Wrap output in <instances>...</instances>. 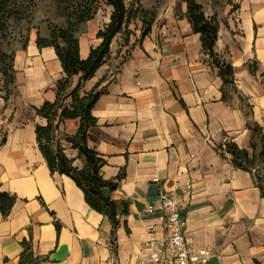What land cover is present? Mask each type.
Listing matches in <instances>:
<instances>
[{
	"label": "crops",
	"instance_id": "obj_1",
	"mask_svg": "<svg viewBox=\"0 0 264 264\" xmlns=\"http://www.w3.org/2000/svg\"><path fill=\"white\" fill-rule=\"evenodd\" d=\"M197 1L218 19L214 52L232 65L233 84L189 22L188 0L159 2L145 36L133 18L129 45L118 46L119 35L110 59L84 84V91L99 92L88 144L105 159L101 176L118 180L104 193L128 206L115 230L71 176L51 171L37 141L36 126L47 119L36 107L55 100L64 76L55 49L39 47L35 34L15 52L12 90L0 95V194L15 196L8 214L0 204V264H18L24 241L40 257L35 264H136L150 229L164 235L163 213L147 211L163 189L178 200L194 244L211 250L206 264H264V195L256 170L235 166L225 149L227 142L246 149L264 175V0ZM102 4L105 13L100 7L80 27L82 59L102 42L97 33L112 12ZM78 125L79 119H66L57 136L75 134ZM65 152L83 165L76 148ZM186 182L189 194L179 187Z\"/></svg>",
	"mask_w": 264,
	"mask_h": 264
},
{
	"label": "trees",
	"instance_id": "obj_2",
	"mask_svg": "<svg viewBox=\"0 0 264 264\" xmlns=\"http://www.w3.org/2000/svg\"><path fill=\"white\" fill-rule=\"evenodd\" d=\"M62 16L64 22L61 25H51L48 36L37 34V45L39 47H53L61 62L64 76L57 81L56 98L53 101L45 100L36 107L38 114L47 119L45 125L37 124L36 133L39 147L46 158L51 171H59L71 176L77 185L84 191L86 201L97 211L108 215L113 223L114 230L119 223V214L128 211L126 202L119 203L104 193L105 188L115 189L118 180H108L101 176L99 169L105 163V159L90 147L87 140L89 128L96 123L97 119L92 113L93 106L99 96L98 91L93 89L86 92L83 90L86 81L95 76L97 70L105 64L112 55V43L123 37L120 46H128L130 43L131 30L129 28L136 13L126 4V0H62ZM104 3L112 8L110 20L97 33V38L102 42L91 48L86 59L80 57V46L78 33L81 25L93 19L99 10V5ZM28 7L24 0H0V32L8 30L12 20L19 21L27 17ZM142 16L145 24L142 35L148 34L154 19V12L150 18L147 11ZM187 18L196 33L201 34L204 50L214 58L215 65L219 68L220 75L228 84L234 83L232 65L220 60L214 52L219 22L216 15L206 16L203 6L197 0H188ZM26 46V45H25ZM0 73L9 76L10 85L15 80L14 55L7 56L0 53ZM79 75V81L72 86V79ZM6 85V84H5ZM0 87V95L8 97V92H3ZM70 97L69 104L66 99ZM79 119L78 129L75 134L56 131L66 119ZM254 131L260 132L258 127H252ZM263 142L264 137L259 133ZM70 143V147L78 150V157L83 159L81 167L73 164L65 152L62 141ZM220 149L223 147L220 145ZM225 149L232 153V161L235 166L253 170L255 178L259 183L264 195V175L260 170L258 161L249 157L246 149L238 147L235 143H225ZM15 202V196L6 192L0 194L1 210L4 215L8 214ZM24 250L20 254L18 264H35L40 257L34 256L29 242L24 241Z\"/></svg>",
	"mask_w": 264,
	"mask_h": 264
},
{
	"label": "built area",
	"instance_id": "obj_3",
	"mask_svg": "<svg viewBox=\"0 0 264 264\" xmlns=\"http://www.w3.org/2000/svg\"><path fill=\"white\" fill-rule=\"evenodd\" d=\"M58 133V130H57ZM65 147L69 142L62 141ZM186 194L191 193L192 184L179 185ZM147 211H160L164 215V235L157 237L150 229L142 244V256L136 264H206L211 250L197 247L191 233L186 229V219L173 192L160 190L158 202L149 205Z\"/></svg>",
	"mask_w": 264,
	"mask_h": 264
},
{
	"label": "rangeland",
	"instance_id": "obj_4",
	"mask_svg": "<svg viewBox=\"0 0 264 264\" xmlns=\"http://www.w3.org/2000/svg\"><path fill=\"white\" fill-rule=\"evenodd\" d=\"M26 6L28 7L27 17L23 20L10 22L8 30L4 33L0 32V53L6 54L7 56L15 55L18 49L24 48L28 43L30 38L35 34H49V27L51 25H61L64 22V17L62 16V8L64 6L62 0H24ZM162 0H126V4L129 7L133 6L132 10L136 13V17L142 20L144 11H147L150 18L151 15L156 14V7L160 6ZM137 2V3H136ZM143 2V3H142ZM152 5L151 8H146L145 4ZM103 7L101 3L99 8ZM105 13L106 9L102 8ZM135 18V17H134ZM145 24H142V34ZM131 30V29H130ZM134 33L131 30V34ZM48 36V35H47ZM121 40H117L118 46L122 43ZM116 47V45H114ZM6 84V85H5ZM0 87H4L3 92H10L12 90V85L9 83V76L0 73Z\"/></svg>",
	"mask_w": 264,
	"mask_h": 264
}]
</instances>
